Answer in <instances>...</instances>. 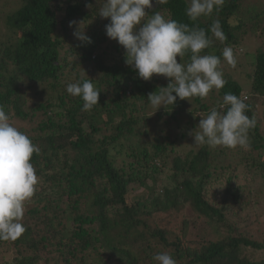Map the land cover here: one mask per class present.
<instances>
[{
  "label": "trees",
  "instance_id": "1",
  "mask_svg": "<svg viewBox=\"0 0 264 264\" xmlns=\"http://www.w3.org/2000/svg\"><path fill=\"white\" fill-rule=\"evenodd\" d=\"M5 1L0 7V105L40 152L31 158L39 183L25 203L21 222L26 231L15 240H0L5 258L0 264H156L151 246H144L149 224L139 216L180 207L227 228L222 240L188 252L192 258L186 264H264V242L250 239L245 230L259 219L260 208L251 213L248 207L264 206V131L257 121L249 130L250 147H237L234 163L223 147L186 144L179 150L161 133L160 119L177 124L181 115L202 118L212 107L199 97L177 98L173 106L155 111L147 97L170 78L154 74L145 81L126 65L122 46L105 34L109 20L98 15L103 0ZM244 2L225 0L218 12L197 21L185 14L188 0L161 5L153 0L146 11L204 28L209 37L212 22L219 20L226 40L214 39L200 54L220 56L222 64L225 47L237 52L246 38H255L260 47L246 74L248 91L224 75L227 83L213 102L218 107L227 92L247 97L246 114L254 118L256 100L264 105V0ZM79 28L90 43L73 36ZM88 79L100 94L98 104L84 111L82 99L68 94L66 85ZM153 121L159 128L147 141ZM165 170L169 176L163 178ZM137 188L141 195L134 203L127 197ZM149 235L157 238L155 254L174 247L175 254L169 253L183 258L186 250H180L179 241L168 243L159 229ZM244 251L261 257L251 261ZM46 253L54 255L49 262L43 260Z\"/></svg>",
  "mask_w": 264,
  "mask_h": 264
},
{
  "label": "clouds",
  "instance_id": "2",
  "mask_svg": "<svg viewBox=\"0 0 264 264\" xmlns=\"http://www.w3.org/2000/svg\"><path fill=\"white\" fill-rule=\"evenodd\" d=\"M152 3L153 0H103L98 15L109 20L105 25L106 36L122 46L126 65L140 79L148 81L154 74L170 78L166 87L147 97L155 111L173 106L177 98L188 101L194 97L205 98L213 89L223 88L227 81L220 68L221 57L200 54L213 45L214 39L226 40L219 20L212 22V37H209L204 28L166 18L159 11L148 14L146 9ZM155 3L167 4L168 0H155ZM224 3L225 0H188L185 14L189 20L197 21L218 12ZM74 23L70 22L69 26ZM73 36L91 42L83 29L74 31ZM189 53L187 62L177 61V57ZM222 57L235 67L232 48L225 47ZM66 91L82 99L84 111L98 104L100 90L91 79L68 83ZM245 101L247 97L242 99L231 92L225 93L222 103L212 107L188 133L193 138L192 144L212 149H248L249 130L256 126V121L246 114L249 105ZM39 152L40 148L31 138L10 123L9 114L0 105V240H15L26 231L21 222L25 203L33 198L39 183L31 158ZM152 260L156 264H176L167 251L154 254Z\"/></svg>",
  "mask_w": 264,
  "mask_h": 264
},
{
  "label": "rangeland",
  "instance_id": "3",
  "mask_svg": "<svg viewBox=\"0 0 264 264\" xmlns=\"http://www.w3.org/2000/svg\"><path fill=\"white\" fill-rule=\"evenodd\" d=\"M5 0H0V7L2 5V2L4 3ZM253 0H245L243 6H246L247 4H250ZM14 2V1H13ZM6 4L11 3V0H6ZM14 4V3H13ZM260 47V43L253 37L246 38L242 43L241 47L237 52H234L235 59L237 64L235 67H232L228 65L227 63L220 65L221 70L223 71L224 75L230 76L233 80L238 81L240 84H242L243 92H247L248 90V77L246 74H249L252 70V67L250 64L253 62V55L255 51ZM233 51H236L235 49ZM240 76L238 77V75ZM159 76L160 75H156ZM239 78V79H237ZM219 93V90L213 89L207 97L202 98L200 103H206L207 106L214 107L213 102L214 98L217 97ZM194 100V98H192ZM217 102V101H216ZM190 104V103H189ZM195 107H197V102L194 101ZM256 113L255 117L257 121L258 126L261 128V130L264 131V105H261L260 103H257ZM191 106V105H190ZM153 112V111H152ZM185 113H188L186 111ZM155 114V112H154ZM200 116V114H192V117L188 118V116L181 115L179 123L176 124V122H173L172 118L169 122V124H165L164 121L166 120V117H162L160 119V123L163 126L162 127V134L167 137L168 142H173L177 147H179V150L181 147H185L186 144H192L193 138L188 133L192 131V129H195L197 124H195L193 121V118L195 119V122H199L200 118L197 116ZM142 116V113H141ZM147 118H152L151 115H147ZM191 120V121H190ZM17 126H23L24 123L20 121H14ZM14 123V124H15ZM25 126V125H24ZM159 125L156 121L151 122L148 125L147 128V141H153L154 135L156 131L158 130ZM179 134H185L187 136L186 138L180 139ZM190 136V137H189ZM235 149H228L225 151L227 153L228 158L231 162H235V160H232V155H235L234 152H236ZM181 156H183L182 152H179ZM236 156V155H235ZM237 157V156H236ZM216 164V163H214ZM217 165V164H216ZM213 170V169H211ZM239 171H242V167H239ZM219 169L216 170V173L219 174ZM229 173L227 172L226 175ZM169 173L167 170L164 171V174H162V177H168ZM140 188H137L134 192H129V195L127 199H129L132 202H136L137 199H139V196L141 195ZM259 205V206H257ZM255 206H249L248 212H255L258 210L259 213V219L258 222L254 224H246V235L252 240H255L257 242H264V206L263 204H257ZM139 218L146 219V222L149 224L147 231L143 232L146 236V241L144 243V246L149 244L152 248V254H155V249L157 246V238L151 237L149 233L153 231L154 229H159L166 234V239L168 243L174 242L179 243L180 242V250H186L183 252V258L182 259H175L176 264H186L190 261L192 258L191 256H186L188 252L192 253L194 251L201 252L204 247H206L210 243H214L217 241H220L224 238L226 235V229L222 228L219 229L216 226L209 225L203 218L198 217L190 207H180L178 210H169V211H156L152 212L150 215L142 214L139 216ZM141 229V228H140ZM242 231H243V225H242ZM179 241V242H178ZM164 251L171 252L175 254V248L170 247L169 249H165ZM101 252H105L104 249H101ZM144 254V253H141ZM245 255L246 258L249 260H258L261 256L258 253L251 254L249 251H244L243 256ZM54 255L45 254L44 261L49 262L48 260H51ZM174 258V257H173ZM5 261L4 257H0V263ZM43 263V261H41ZM40 262V263H41Z\"/></svg>",
  "mask_w": 264,
  "mask_h": 264
}]
</instances>
